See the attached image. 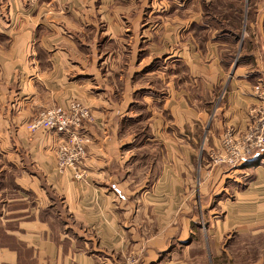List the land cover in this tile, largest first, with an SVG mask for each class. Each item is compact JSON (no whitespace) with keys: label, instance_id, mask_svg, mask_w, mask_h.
<instances>
[{"label":"crops","instance_id":"obj_1","mask_svg":"<svg viewBox=\"0 0 264 264\" xmlns=\"http://www.w3.org/2000/svg\"><path fill=\"white\" fill-rule=\"evenodd\" d=\"M215 4L0 0V264H212L264 229V159H209L260 103L264 12ZM72 100L95 116L83 180L67 133L29 129Z\"/></svg>","mask_w":264,"mask_h":264},{"label":"built area","instance_id":"obj_2","mask_svg":"<svg viewBox=\"0 0 264 264\" xmlns=\"http://www.w3.org/2000/svg\"><path fill=\"white\" fill-rule=\"evenodd\" d=\"M256 88H259L257 97L260 99V109L250 111L252 123L245 132L234 126L224 131L220 145L209 154L213 164L233 166L247 159L256 149L264 148V89ZM94 122L91 107L79 100H72L67 108L56 106L41 110L30 122L29 129L32 132L44 129L67 133V140L56 148L58 167L70 169L75 179L83 180L86 176L84 160L93 142L86 126Z\"/></svg>","mask_w":264,"mask_h":264},{"label":"rangeland","instance_id":"obj_3","mask_svg":"<svg viewBox=\"0 0 264 264\" xmlns=\"http://www.w3.org/2000/svg\"><path fill=\"white\" fill-rule=\"evenodd\" d=\"M234 2L231 3V2ZM252 1H256V13H260V12H264V0H252ZM233 4L234 7V11L233 9H230V11L232 13L236 12V16H239L241 13V0H216V4H215V8L214 9H210L209 12L212 13V11H223V9L227 6V5H231ZM237 6V7H236ZM222 13V12H221ZM224 13L229 17L231 16L229 12H225ZM254 11L250 10L249 12V16H254L253 15ZM235 17H231V19H234ZM262 19H263V28H257L256 33L258 32L259 34H261L264 37V13L262 15ZM233 28L234 30L238 31L239 33H243V29H242V24L239 22H233ZM247 28H249L248 26H246ZM255 33H251L250 36H253ZM262 36H260V38H262ZM250 42H252L251 39H249L247 41V43L249 44ZM248 49V46H246V51ZM258 51V50H257ZM232 54H228L229 56L232 57V59L234 58V52H230ZM259 54L261 56L262 59V65H263V70H264V50H260ZM230 59V60H232ZM237 60V59H236ZM236 65V64H235ZM258 83H256L255 88L258 87L257 86ZM261 87V85H260ZM262 88V87H261ZM258 89V90H257ZM256 95L258 96V91L259 88H256ZM258 98V97H257ZM259 99V98H258ZM260 100V99H259ZM261 103H259L258 105H260ZM254 106V108L252 109V111H256L258 109H260L259 107ZM252 120V117H251ZM254 124H255V119H254ZM253 126V125H252ZM251 126V127H252ZM231 127V126H229ZM242 132H245L247 129H242L240 128ZM224 135V133H223ZM223 137V136H222ZM222 140V138H221ZM216 149V148H215ZM253 154V153H252ZM262 158L264 159V150H263V156ZM210 159V156H209ZM244 161V160H243ZM241 161V162H243ZM216 165V164H214ZM241 165V163H238L236 165H233L231 167H235ZM217 166H230V165H217ZM142 166L139 167V171H141ZM137 171V172H139ZM136 183L141 184L142 179H141V175L137 176L135 179ZM206 252H203L201 254H204ZM212 259V264H263L264 262V229L256 231V232H251L248 234H244V235H238V237L236 236V238H232L229 240V242L224 244V251L222 253V255L219 256V260L215 261L213 263Z\"/></svg>","mask_w":264,"mask_h":264},{"label":"trees","instance_id":"obj_4","mask_svg":"<svg viewBox=\"0 0 264 264\" xmlns=\"http://www.w3.org/2000/svg\"><path fill=\"white\" fill-rule=\"evenodd\" d=\"M263 150H264V148L256 149L253 152V154H251L247 159L244 160V162L246 164L249 163L251 165H257V164H259L260 161L262 160ZM244 162H242V163H244Z\"/></svg>","mask_w":264,"mask_h":264},{"label":"bare ground","instance_id":"obj_5","mask_svg":"<svg viewBox=\"0 0 264 264\" xmlns=\"http://www.w3.org/2000/svg\"><path fill=\"white\" fill-rule=\"evenodd\" d=\"M262 87V89H264V81H260V83L257 84L258 87ZM211 162V161H210ZM212 163V162H211ZM213 164V163H212Z\"/></svg>","mask_w":264,"mask_h":264}]
</instances>
